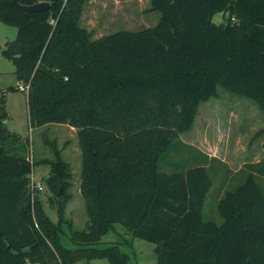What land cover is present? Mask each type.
I'll use <instances>...</instances> for the list:
<instances>
[{
	"label": "trees",
	"instance_id": "1",
	"mask_svg": "<svg viewBox=\"0 0 264 264\" xmlns=\"http://www.w3.org/2000/svg\"><path fill=\"white\" fill-rule=\"evenodd\" d=\"M86 1L0 0V23L17 30L1 57L29 83V127L76 131L87 216L82 231L64 218L71 168L47 134L53 159L37 163L50 168L47 201L57 223L40 191L31 197L35 163L21 148L28 139L7 128L0 90V264H128L117 245L97 247L114 225L130 234V246L154 244L157 264H264V158L246 164L242 183L218 199V225L203 209L213 163L225 164L179 139L221 88L264 113V0H150L154 27L97 39L80 23ZM40 3L48 10H23ZM217 11L223 24L212 22ZM176 142L193 151L190 165L161 172ZM62 236L76 248L63 246Z\"/></svg>",
	"mask_w": 264,
	"mask_h": 264
},
{
	"label": "rangeland",
	"instance_id": "2",
	"mask_svg": "<svg viewBox=\"0 0 264 264\" xmlns=\"http://www.w3.org/2000/svg\"><path fill=\"white\" fill-rule=\"evenodd\" d=\"M112 0H87L84 8V17L81 25H89L93 32V39L109 35L117 31H139L144 28L154 27L159 20L155 12H147L150 1L144 0L145 6L140 5L136 9L131 4H126L119 11L113 9ZM126 12L127 22L122 14ZM143 11V12H141ZM91 20H89V14ZM212 22L215 25L224 23V15L217 11ZM15 27L0 23V90L7 91L6 113L7 127L27 143L23 145V154L35 164L32 167V181L40 185L39 194L45 214L53 223H57L56 210L51 208L48 201L49 191L45 184V178L49 173V167L38 164L43 157L53 159L49 148L43 143V133L48 134L49 140L57 141L58 148L62 149V158L69 163L71 168V191L76 197L70 201L65 209L64 218L71 222L75 231L85 230L87 216L84 201L77 193L80 185L81 156L77 134L70 132L66 127L57 129L49 125L47 128H30L28 123L26 93L18 91L23 87L15 75V68L9 60L1 57L4 44L12 42L16 38ZM11 90V91H9ZM60 126V125H59ZM65 128V129H64ZM180 141L195 147L210 158H216L225 166L213 163V171L210 170L212 187L207 194L203 219L213 221L220 225V218L216 204L226 190H232L242 183L244 176L240 174L246 164L257 163L264 158L262 144L264 143V113L250 100L236 97L224 89H219V98L211 99L199 104L191 128L180 135ZM193 151L181 143H174L169 152L163 155L159 170L164 173L179 171L189 167L188 163L193 157ZM32 155V157H31ZM31 161V160H30ZM177 167V168H176ZM176 168V169H175ZM175 169V170H174ZM226 179L224 182L223 180ZM62 190V189H61ZM60 190V191H61ZM67 227V226H66ZM66 227L62 229L68 233ZM131 236L120 225H114L113 229L101 238L98 248L117 245L119 251L128 257V264H157L155 245L139 239H134L130 246ZM63 246L74 249L76 246L68 236L61 237ZM76 264H108L105 260L79 262Z\"/></svg>",
	"mask_w": 264,
	"mask_h": 264
},
{
	"label": "crops",
	"instance_id": "3",
	"mask_svg": "<svg viewBox=\"0 0 264 264\" xmlns=\"http://www.w3.org/2000/svg\"><path fill=\"white\" fill-rule=\"evenodd\" d=\"M148 1H150V0H148ZM144 0H112V3L111 4H113V9H115L116 11H119V9H117V7H123L124 5H126V4H131L134 8H136V9H138V8H140V5H142V6H145V5H143L144 3ZM86 4V3H85ZM84 8H85V6H84ZM141 12H143V11H141ZM84 15V9H83V12H82V16H81V22H82V18L84 17L83 16ZM91 15H92V13H90L89 14V20H91ZM120 15H122V17L124 18V20H125V22H127L126 20H127V13L126 12H124V10H123V13L122 14H120ZM82 26V25H81ZM83 27V26H82ZM87 31H91V29L89 28V25L87 24V25H85V27H84ZM99 38V37H98ZM55 128H57V129H63V127H66V129H68L70 132H73V133H75L76 134V131L73 129V128H70V127H67V126H65V125H58V126H54ZM8 128V127H7ZM43 128H47V126L46 127H41V128H39V129H43ZM65 129V128H64ZM10 130V129H9ZM10 131H12V130H10ZM44 134H47L46 132H44L42 135H44ZM48 135V134H47ZM42 139H43V137H42ZM49 139V138H48ZM57 142V141H56ZM57 146H58V144H57ZM59 149V148H58ZM60 152H61V157H62V149H60ZM203 153V152H202ZM205 154V153H204ZM207 155V154H206ZM208 157H209V155H207ZM31 157H32V155H31ZM33 158V157H32ZM45 159H48L47 157H43V158H41L40 160H38V162H40V161H42V160H45ZM63 159V158H62ZM31 160V162H32V159H30ZM64 160V159H63ZM65 161V160H64ZM66 162V161H65ZM67 163V162H66ZM69 164V163H68ZM44 165V164H43ZM47 166V165H46ZM49 167V166H48ZM49 171H50V168H49ZM71 183V182H70ZM71 187H72V185H71ZM71 187H70V189H69V192H70V194H71V199H70V201H72V200H74V198L76 197V195H75V193H72V191H71ZM41 192V191H40ZM77 193L79 194V195H81L80 194V185H79V188H78V190H77ZM46 200H47V197L45 198ZM70 201H68V203L70 202ZM68 203L66 204V207H67V205H68ZM66 207H65V209H66ZM65 212V211H64ZM127 232V231H126ZM128 233V232H127ZM129 234V233H128ZM130 235V234H129Z\"/></svg>",
	"mask_w": 264,
	"mask_h": 264
},
{
	"label": "built area",
	"instance_id": "4",
	"mask_svg": "<svg viewBox=\"0 0 264 264\" xmlns=\"http://www.w3.org/2000/svg\"><path fill=\"white\" fill-rule=\"evenodd\" d=\"M28 90H29V83H27L26 85H24L23 87H19L18 88V91L20 92H23V93H28ZM31 179V184H30V192H31V197L33 198L35 192L38 190V191H41L42 188L41 186L38 184H34L33 181H32V177L30 178Z\"/></svg>",
	"mask_w": 264,
	"mask_h": 264
},
{
	"label": "water",
	"instance_id": "5",
	"mask_svg": "<svg viewBox=\"0 0 264 264\" xmlns=\"http://www.w3.org/2000/svg\"><path fill=\"white\" fill-rule=\"evenodd\" d=\"M49 4L48 3H40L33 6L23 7V10L29 13L33 12H44L48 10Z\"/></svg>",
	"mask_w": 264,
	"mask_h": 264
}]
</instances>
